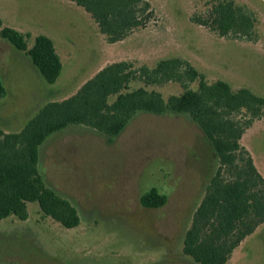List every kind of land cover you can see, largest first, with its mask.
Listing matches in <instances>:
<instances>
[{
	"label": "rangeland",
	"instance_id": "1",
	"mask_svg": "<svg viewBox=\"0 0 264 264\" xmlns=\"http://www.w3.org/2000/svg\"><path fill=\"white\" fill-rule=\"evenodd\" d=\"M153 16L124 39L108 43L85 11L68 0H0V21L27 34L49 36L63 68L46 83L29 57L0 36V127L17 130L46 101L65 97L104 65L120 60L153 65L188 60L207 81L246 86L264 96V0H235L258 14L256 42L220 37L194 23L212 0H148ZM178 93L177 83L156 86ZM264 176V121L243 136ZM216 159L202 131L184 116L141 114L112 143L79 126L49 136L40 148L46 182L77 207L81 222L64 228L28 202V217L0 219V264H193L181 253L192 210ZM151 187L166 195L159 208L140 196ZM226 264H264V223Z\"/></svg>",
	"mask_w": 264,
	"mask_h": 264
},
{
	"label": "trees",
	"instance_id": "2",
	"mask_svg": "<svg viewBox=\"0 0 264 264\" xmlns=\"http://www.w3.org/2000/svg\"><path fill=\"white\" fill-rule=\"evenodd\" d=\"M81 7L108 43L144 27L153 16L148 0H68ZM258 14L235 0H212L194 23L220 37L256 42ZM0 36L27 55L48 84L63 68L53 40L42 33L29 46L28 35L2 26ZM177 83L178 93L164 95L156 86ZM7 88L0 76V100ZM141 114L184 116L202 131L216 159L201 199L192 210L181 239V253L193 264H226L234 249L264 223V176L243 136L264 121V96L227 81H207L188 60L173 56L153 65L120 60L108 63L71 94L42 104L17 130L0 127V219L28 217L36 201L44 217L64 228L80 224L77 207L51 187L39 169L40 148L52 134L79 126L112 143ZM167 201L151 187L140 196L145 208Z\"/></svg>",
	"mask_w": 264,
	"mask_h": 264
}]
</instances>
